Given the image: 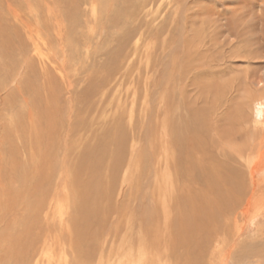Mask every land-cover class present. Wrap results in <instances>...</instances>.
<instances>
[{
    "label": "rangeland",
    "instance_id": "obj_1",
    "mask_svg": "<svg viewBox=\"0 0 264 264\" xmlns=\"http://www.w3.org/2000/svg\"><path fill=\"white\" fill-rule=\"evenodd\" d=\"M262 9L264 0H0V264H13L15 258L14 264L123 263L133 247L135 254L145 251L139 248L142 232L154 258L148 263L169 264L152 246L156 231L165 228L160 202L174 191L176 206L197 189V181L178 177L179 166L175 169L168 156H159L165 143L162 125L167 119L169 132L181 135L173 131V116L189 117L190 106L201 105L202 83L196 84L200 77L193 73L198 60L187 63L186 51L181 58L172 51L179 42L187 48L199 40L191 25L206 39L212 28H221L225 35L231 27L262 28ZM225 50L228 55L236 47ZM199 51L204 54L203 48ZM261 61L258 75H264V57ZM228 64L225 71L211 73L214 80L225 85L222 82L235 78L242 84L234 95L227 87L219 101L250 97L242 108L246 120L232 130L228 144H233L232 156L240 155V148L255 157L257 140H250L245 129L264 107V102L257 106L264 81L258 85L261 89H255L256 83L250 88L244 74L247 69L253 72V66L239 60ZM251 145L253 150L247 148ZM232 161L244 173V167ZM180 181L183 185L178 186ZM181 207L172 208L174 226L184 212L196 213L190 204ZM198 212L204 220L203 211ZM223 219L220 225L227 228ZM228 236L233 238L232 233ZM240 242L245 245L234 246L231 257L238 263L229 264H264V221L243 233ZM182 243L176 248L185 261L189 246ZM203 246V264H209L210 247L216 243ZM6 251L11 258L4 259ZM249 254L252 258L246 261ZM192 257L195 261L186 264H201Z\"/></svg>",
    "mask_w": 264,
    "mask_h": 264
},
{
    "label": "bare ground",
    "instance_id": "obj_2",
    "mask_svg": "<svg viewBox=\"0 0 264 264\" xmlns=\"http://www.w3.org/2000/svg\"><path fill=\"white\" fill-rule=\"evenodd\" d=\"M232 10H233L232 12L234 13L235 12L234 9ZM249 10L251 11L250 8ZM223 11H227V9ZM262 11L263 9L261 10V12ZM221 13L222 12H218V16L221 15ZM241 13L242 11L240 12L239 15L243 16L244 13L243 14ZM254 14L252 13L251 16ZM242 16H240V18ZM248 18L250 19L253 17H248ZM249 19H247L246 21H250ZM239 20L240 19H238V21ZM254 20H252L253 22H251V24L254 23ZM185 24H186L185 28L187 32L188 30L187 26H189V24L187 22ZM263 24L260 23V25H263ZM237 25L238 24H236L235 27H237ZM212 29L210 30V32L213 31V33L210 34V38L207 36L209 38V39L207 38L208 39L207 40L206 37L202 34V32L198 28H196L194 25H191L190 31L193 30L194 32L199 33L200 34V38H198L199 40L194 41L193 42L194 45L192 44V42L188 43L189 44L188 45L187 43L183 41L184 40L183 39L182 40L183 43L188 45L187 48L184 47V44H181V42H179L180 44L178 43L177 46L174 47L172 51V53L180 52L181 54V56L179 55L180 58L182 57V55L184 56L183 51H186V56H184V61H187V63L189 61L193 62V58L198 60V61L195 60L197 61L196 66L192 64L195 67L193 69L196 71L193 73H198L200 77L199 80H201L200 82L198 80L197 83L196 82L195 83L196 84H199L201 82L202 83L200 86L198 85L200 87V88L198 87V90L201 91V93L199 94L200 96L199 99H201L200 100L201 105L198 106L197 108H193L192 106H190L189 108L190 116L189 117L184 118L182 116L179 120H177V118L173 116L174 118L173 121H176L177 123L175 124L178 125V126H175V124L173 125L174 126L172 127L173 131L178 130L177 135L179 134L181 135L176 137L173 135L172 130L169 132L170 129H168L169 127L166 124L167 119H165L164 124L162 125V131L164 132L163 137H165L164 139L165 143L164 145H162L163 146L162 149L161 147H159L161 149L162 155L157 150L158 151L157 154H160L159 156H163V155H165V157L168 156L167 157L168 162L171 160L174 162L175 165L174 164L173 165L175 166V169H177V167L179 166L178 168H180L179 170L180 173L178 177L182 175V177L186 176L187 179H192L194 181H197V183L195 184L197 187L194 186L197 189L193 187V189H196V190L195 191L192 190L189 192L190 195L187 196L188 199L184 198L183 200L179 201L176 206L173 205V198H175L173 195L174 191L171 192V195H169V192L167 194V192L165 191L167 196L163 197V201L161 200L160 202V207H161L162 214L164 217L163 225L165 226V228L160 229V230L158 229L156 233L154 234V236L152 235L153 240H154V245L152 246L156 247L155 249L156 252L160 254V255L158 254L156 255L158 257L165 255L164 261L168 260L169 264H172V257H175L177 261L179 260L178 262L176 261V259H175V262L173 260V264H186L188 260L190 262H193L195 261L194 258L192 257L193 255L196 261L198 262L200 261V263L203 264V261L207 257V255L205 254L201 256L200 252L202 251L204 253L206 250V247H204L203 245L209 244V243L210 245L216 243L215 248L210 247L212 253L210 256L209 264H225L226 262L227 264H229L230 261L238 263L236 259L231 258L233 254L232 248L238 244L244 246L245 244H242L240 242V236L243 233H246L247 230H249L253 226H257L258 228V224L264 221V217H263L264 216V107H260V109L256 108V111L259 109L260 113H257L256 115H254V118L251 123L252 125L251 126L249 125L250 126L248 128L249 130L245 129L246 131L250 133L249 136H251L252 138L250 140H257V143H256L257 155L255 157H250L252 156V154L250 155V152H247L246 150L245 151L241 150L239 148L240 155H236V157L232 156L233 153H235V151H232L233 144L232 146L229 145L228 141L231 140V138L233 137L231 134L235 132L232 130L236 129L238 127L237 125H239L242 121L246 120L245 116H247V113L242 108L245 107L246 100L250 97L249 95L242 94V96H239L238 100L235 102L230 96V98L227 99V102L225 104L221 103L222 101H219V96L221 95V93L227 87H229L230 91L234 95L235 94L234 91L241 87L242 82L234 78L231 83H229L228 81L227 82L224 81L222 83H226V84L222 85L218 79H217L218 82L214 80L213 76L215 74L211 75V73H215V71H225L227 67L229 66L228 63L233 62L234 60H239L240 62H247L249 63V65L253 66L252 70H254L253 72H250L247 69L246 73L244 74V79H246V82L250 83L248 87L251 88L250 85L253 86L256 83L255 84L256 88L255 86L253 87L255 89H258V88L261 89L258 85L260 86L263 85L262 82L264 81V77H263L264 75H261L262 73L258 75V72H259L258 65L263 63L261 61V58L264 57V27L260 28L259 24L258 25L252 24L248 28H245V29L241 28L242 30L236 29V28L232 29L231 27V28H227L226 30L228 31V35L223 34L224 30H221V28H218L217 31H215L217 28L215 30L214 29L212 30ZM184 36L182 37L184 38ZM243 46H247V47L250 46V47L247 48L244 53H242L240 48ZM228 47H230L231 49L233 47H236L235 52L228 53L227 55V51L225 49H227ZM197 48H198V51H199V48L201 49L203 48L204 50L202 52L204 54H201L199 51V54L201 56H199L198 58L196 57ZM209 57L210 59H208ZM205 74L208 75V77H206ZM209 76H212V77H209ZM260 83H262V85ZM262 87L263 88L261 89V93H259L261 94L259 95L260 97L257 94V96L259 97L257 98L258 99L257 106L261 105L264 102V86ZM229 89L227 93L230 92ZM241 99L243 103L241 104V107H240L239 105H240ZM161 102L164 103L163 101ZM263 104L262 106H264ZM221 108L223 109V112L219 111ZM161 109H162V104L161 106L158 107L157 112L158 113L161 112ZM177 112H178V109L176 108L175 115H177ZM167 117L168 115H166V118ZM211 118H214V119H211ZM157 121L159 122V120ZM153 125H154V122H153ZM239 131H240V128L237 129V133ZM160 132H161V128H160ZM228 135H231V137L229 138ZM247 148H249V150H253L252 145L248 146ZM235 149H237V147L233 148V150ZM216 150H217V154L215 153ZM227 151L231 153L229 156H227L226 154ZM186 152L191 153L192 156L191 157L187 156L186 158L183 157L182 153L185 154ZM194 153L196 154L194 155ZM219 153H222L223 156H220ZM236 153H239V152H236ZM161 159L163 158L160 157L159 160ZM232 159H236V162L239 165L244 167L245 169L244 173L242 172L240 168L238 167L235 168L231 165V163L233 162ZM159 160H157V162ZM178 162L180 163L179 165H178ZM183 165L185 166V169L183 168L184 167ZM162 173L164 172L162 171ZM179 184H182L181 181L180 183H178V186ZM203 184L208 189L206 187H203ZM178 186L176 184V187ZM199 188L200 189L202 188V189L200 190ZM175 193H177V190ZM186 204H190L193 211H196V213L192 212L195 216H193V214H190L188 212H184L185 217H183L181 215L182 213L180 212L181 214L179 213V215L181 216L178 215L180 218L179 222L178 224L174 226L177 220L176 218L174 219V215H173L174 209L172 210V208L177 209L178 207H181V206L185 207ZM187 208L185 207V209ZM179 210L184 211V208L181 207ZM199 210L203 211L202 213H204L205 215L204 220L202 217H197V213H200L198 212ZM201 216H203V214H201ZM223 217L226 218L225 221H226L227 228L220 225V222L222 220L224 221ZM84 224L86 225L85 222ZM230 224L232 225L234 224V226L232 227L230 226ZM176 226L181 227V231ZM231 228L234 231H232ZM244 229H246L245 232H244ZM231 233H232L233 238H230L228 236V234H231ZM141 234L142 235L139 236L141 237L139 238V240L141 241L139 248H141V251L142 250H145V251H143L141 254L136 253L137 254L136 255L132 251V250L135 251L136 248L133 247L130 251L125 253L124 261L126 262L122 261L123 263L120 262L118 264H150L148 263V261H152L154 259L150 255L151 250H148L149 249L148 247H150L151 245H148V241H146L147 243L145 241H142L143 236L144 238H147V235L143 234V232ZM195 237H197L198 239H196ZM183 241L187 243V246H189L188 248L187 246H185L188 250V253L185 255L186 262L184 261V257H183L184 255H181V254L178 255L179 248L178 249L176 248L179 245L184 246L182 243ZM190 243H192V245H189ZM228 243L231 244L230 247L228 246ZM181 248L182 247H180V250ZM255 251H260V249H256ZM17 252H19V250ZM4 253H5L3 254L4 259L10 257L7 251ZM171 254H173L172 257L170 256ZM244 254H247L246 251H243V255ZM251 258H252V254H249L246 261H249ZM15 260L16 258L13 259L14 262ZM246 263L247 262H245V264ZM35 264H39V261H37ZM53 264H55V262Z\"/></svg>",
    "mask_w": 264,
    "mask_h": 264
}]
</instances>
